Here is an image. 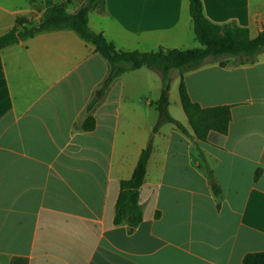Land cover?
<instances>
[{
    "label": "crops",
    "instance_id": "crops-1",
    "mask_svg": "<svg viewBox=\"0 0 264 264\" xmlns=\"http://www.w3.org/2000/svg\"><path fill=\"white\" fill-rule=\"evenodd\" d=\"M51 1L68 14L86 2ZM201 4L214 25L233 23L250 39L264 33V0ZM44 10L43 0H0V37L16 20L38 24ZM88 27L124 52L196 43L188 0H102ZM107 74L71 31L0 51V264H242L264 252V53L250 65L225 58L183 76L193 103L230 108L228 133L210 132L205 143L195 142L171 90L169 114L192 139L170 124L152 133L157 73L128 72L100 92ZM89 116L95 127L85 132ZM149 144L142 221L115 225L120 182Z\"/></svg>",
    "mask_w": 264,
    "mask_h": 264
},
{
    "label": "trees",
    "instance_id": "trees-1",
    "mask_svg": "<svg viewBox=\"0 0 264 264\" xmlns=\"http://www.w3.org/2000/svg\"><path fill=\"white\" fill-rule=\"evenodd\" d=\"M44 14L38 24H26L16 20L13 28L0 37V51L34 37L35 35L57 31H71L81 41L91 45L95 53L101 56L108 65V74L100 92L105 91L117 78L125 73L139 69L155 72L160 77V91L154 109L157 114L152 133L156 134L161 127L170 124L182 134L192 139L186 130L169 114V93L173 77H178V97L181 109L193 133L195 142L205 143L210 132L219 135L228 133L231 121L230 108L227 106L201 108L193 103L187 93L183 76L207 63L219 62L225 58L234 59L235 65H250L256 57L264 53V33L250 39L246 29L233 23L214 25L203 15L201 0H188L189 17L197 48L191 50H159L154 53L137 51L124 52L117 50L105 38L91 31L88 27V14L98 8L102 0H86L74 13L66 12V4H53L51 0H43ZM93 103L87 110L90 111ZM95 127V120L87 117L81 129L90 132ZM151 155L150 144L139 155L132 176L119 185V194L115 204L114 224L126 225L129 229L136 228L142 221L139 207L138 191L143 185L146 166ZM204 169L214 195L219 194L218 188L212 183V172L204 165ZM258 174L255 175L257 178ZM242 264H264V252L247 254Z\"/></svg>",
    "mask_w": 264,
    "mask_h": 264
},
{
    "label": "rangeland",
    "instance_id": "rangeland-1",
    "mask_svg": "<svg viewBox=\"0 0 264 264\" xmlns=\"http://www.w3.org/2000/svg\"><path fill=\"white\" fill-rule=\"evenodd\" d=\"M197 47H198V44L195 43V48H197ZM170 88H171L170 90L172 91V94H173L174 99L177 98L178 97V83H177V78H175V80L172 81ZM173 114H174V111H173Z\"/></svg>",
    "mask_w": 264,
    "mask_h": 264
}]
</instances>
